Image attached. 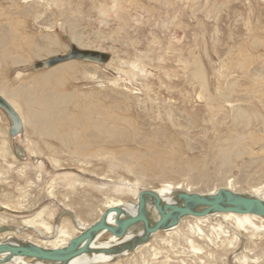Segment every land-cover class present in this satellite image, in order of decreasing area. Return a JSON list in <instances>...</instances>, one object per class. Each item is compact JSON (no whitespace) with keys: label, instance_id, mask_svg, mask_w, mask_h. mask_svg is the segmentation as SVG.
<instances>
[{"label":"rangeland","instance_id":"obj_1","mask_svg":"<svg viewBox=\"0 0 264 264\" xmlns=\"http://www.w3.org/2000/svg\"><path fill=\"white\" fill-rule=\"evenodd\" d=\"M25 1L0 0V12L3 14L0 16V31L8 38L5 51L11 50V56L15 57L14 62L0 63L1 93L14 96L15 107L22 114L21 96L17 97V92L20 90L22 94L29 85L41 88L38 79L48 71L39 67L34 70L30 68L31 65L52 57L65 56L71 47L107 55L108 60L101 64L102 70L96 69L102 71L104 79H114L116 83L119 80L120 83L115 84L117 87L109 84L101 89L103 102L109 106L111 102L108 101L120 98V93L126 94L130 100L124 104L127 107L124 113L118 110L115 114L129 121V124L119 122L124 130L123 133L119 129L123 141L104 144L103 151H114L116 157L129 151L142 159L154 153L160 157L155 158V169H152L149 168L150 164L141 159L137 161L133 158L124 165L106 158L100 162L88 160L80 163L58 152L55 158L59 160V166L56 167L50 162L46 151L44 157H32L30 141L38 143L36 147L42 150L44 146L40 142L42 139L29 134L27 126L17 137H10V122L0 109V143L4 141L7 144L3 159L0 157V241L8 236H18L15 238L18 241H40L34 230L25 228L23 222L34 219L38 213H42L39 218L53 228L59 225L73 238L77 235V228L75 223H71L72 213H68V204L78 215L80 223L91 224L98 219V212L104 210L102 202L106 198L132 201L134 191L139 189L136 183L139 177H143L142 183L152 189L160 188L158 181L179 182L189 176L200 179L195 178L198 181L197 189L205 190L215 185L213 178L207 181L198 175L200 170L197 167L189 173V161L203 160L205 150L210 147L208 140L223 143L228 133H238L224 127L225 122L220 118L224 114L230 115V112L219 109L215 104L203 105L199 111L193 112L197 104L193 101L184 106L186 114H190L193 120L185 122L180 121L178 116L173 117L171 109L179 107L177 100H182L186 93L196 97L221 91L246 97L252 103L250 110H256L264 116V0H169L165 4L161 0H44L45 4L36 6L31 5L30 0ZM107 9L109 20L103 17V11ZM114 10L118 12L112 13ZM34 12L43 14L40 22L52 27V30L41 29L34 20ZM67 22L74 36L82 40L81 47H76L71 41L68 26L64 27ZM47 34L55 35L58 40V46L52 47L48 55L35 45L42 35ZM178 58L183 59V62H178ZM70 61L75 63L73 71L76 80L63 82L62 94H69L71 99L82 93L100 91L96 85L83 79L88 73V70L84 71L85 65L91 63ZM132 63H139L142 70L139 73L135 69L132 71ZM22 65L27 68L20 71L18 67ZM196 69H200L204 76L202 85L196 80ZM122 71L126 74H122L124 78L120 77ZM135 74L137 76L132 79L131 75ZM98 76L96 71L94 77ZM130 94L143 103L142 114L138 113L136 101H131ZM149 98L155 102H150ZM77 99L80 105L82 102L79 97ZM75 102L69 101L70 111H73ZM112 105H115L114 102ZM120 105L123 106V103ZM162 108L169 109L168 116L162 113ZM186 114L180 113L181 116ZM176 120H179L178 126ZM150 122L154 125L150 126ZM254 125L255 121L253 128ZM153 127L166 132L161 135L162 139L156 136ZM202 128L207 131L204 133ZM248 132L253 133L252 128ZM168 136L172 137L169 142ZM43 141L51 147L58 146L54 140ZM191 147L194 148L192 152L189 151ZM201 148V152L197 151ZM174 149H177L178 157L170 156V150ZM235 149L247 150L248 146L241 144ZM232 163L237 169L231 175L241 182L243 193L249 189L242 184V174L249 181L264 183V152L241 156L237 161L233 159ZM191 166L194 167L192 163ZM209 173L212 174L211 171ZM37 176H40V180H37ZM51 182H54L55 189L50 196L48 187ZM216 220L225 233L217 237L212 229H206L214 245L186 234L184 224L177 235L160 234L141 254L132 252L121 257L119 264H243L239 259L241 256L250 258L246 264H256L259 256L264 262V230L250 237L236 231L230 222L212 219L211 223L219 224ZM14 229H18V232ZM161 238H166V241L161 242ZM187 238L194 242L199 253L191 252L189 242L185 241ZM151 248L156 252L155 258L151 255Z\"/></svg>","mask_w":264,"mask_h":264},{"label":"bare ground","instance_id":"obj_2","mask_svg":"<svg viewBox=\"0 0 264 264\" xmlns=\"http://www.w3.org/2000/svg\"><path fill=\"white\" fill-rule=\"evenodd\" d=\"M168 1L169 0H161V3L165 4V3H168ZM30 2H31V5H35V6L39 5L40 3L45 4L44 0H30ZM107 11L108 9L103 11V17L105 19L109 18V14L106 13ZM117 12L118 11L114 10V12L112 13L116 14ZM34 15H35L34 20L38 22V26H40L41 29L46 28L47 30H52V27H46L42 21L40 22L43 14L41 15L37 12H34ZM0 16L1 17L3 16L1 12H0ZM180 25L181 23L179 22V27L181 28ZM66 26H68L69 35L70 36L72 35L71 41L76 45V47L77 46L81 47L82 45L80 41L82 40L75 37L74 34L71 32L70 23L67 22L64 25V27L66 28ZM7 41H8V38L6 34L0 31V63H3V64L6 63L5 61L14 62V59H15V57L11 56V53H12L11 50H9L8 52L5 51V43ZM37 41L38 43L37 42L35 43L36 47L42 50V52L46 53L47 55L49 54V51H51L52 47L58 46L57 37L52 34H47L46 36L42 35V38ZM144 57H146V55ZM83 61L87 63H91V64L85 65L86 69H84V71L88 70L87 71L88 73H85V76L83 79L92 85H96V87H98L100 91L91 92L88 94H85V93L79 94L78 97L80 101L82 102L80 105H78V99H77L78 97H73L70 99L69 94H62V91H61V88L63 87L62 85L63 82H68L69 80H76L75 79L76 73L73 71V68L75 66L74 61L62 62V63H59L61 65L57 64L59 66L55 65L57 67L52 66L49 68L45 66L46 60L42 62V68L48 69V71L42 74V76L38 79V81H40V83L42 84L41 88H39L38 86L29 85V88L27 89V91L23 90L22 94L20 90L17 92L16 96L17 97L21 96L20 103H21V107L23 110L22 114L18 112L15 107V100H16L15 97L11 95L4 96L0 91V96L13 109L20 123L19 129L15 131L10 137L12 138L17 137L18 135L21 134L22 129L27 126L29 130V134H31V136L37 139H42V141L40 142L44 146V148L42 147L43 148L42 150L39 147H36V144L38 143L36 142L33 143L32 141H30V151L32 153V157L39 158V157H44L47 154V156H49L50 162L54 164V166L56 167L59 166V160L55 158V155L58 152H60L61 154L68 155L72 159H76L80 163H85V161H88V160H96L100 162V161H103V158H106L108 161L111 160V161H115L117 163L124 165L125 163H127L128 160H131L133 158H135L137 161L141 159L142 162H147V164H150L149 168L155 169V165H154L156 163L155 158L160 157L157 153H154L150 156H146L144 159H142L137 154L134 155V153L130 151L128 153H125L123 156H119V157L115 156L114 151H111V150H108L105 152L103 151L104 144H110V143L116 144L118 142L123 141V137L121 136L120 130L123 133H124V130L121 129V127L123 126L120 125L119 122H121L122 124H125V123L129 124V121L125 120V118L123 117L118 118L119 116L115 114L119 112L118 110H121L122 113L125 112V108L127 107L124 104L127 103V101H129L130 98L126 94L120 93L121 94L120 98H117V99L111 98V100L108 101V102H111L112 104L114 102L116 106L112 105L111 103L109 104L110 107L106 105L105 102H103L104 94L101 91V89H103L104 87H106V85H109V84L115 85L119 82V80H117V83H116L115 81H113L114 79L106 80L104 79V77H102L103 74H102V71L100 70H102L101 68L103 67V65L101 64H104V63H100L96 61L94 62L85 61V60ZM178 62H183V59L178 58ZM18 68L19 70L26 69L27 66L25 67L22 65V66H19ZM30 68L37 70L36 68H34V65H31ZM96 68L98 69L100 68V70H97ZM132 68H133L132 71L135 69L138 71L137 73H139L142 70L139 63L138 65L136 63H132ZM96 71L98 72L99 76L95 78L94 76H96ZM194 72L196 74V80H198V84L202 85L203 84L202 80L204 76L200 73L201 72L200 69H196ZM122 74L126 75L122 71L121 76H120L121 78L123 77ZM136 76H137L136 74L131 75V78L134 79V77ZM49 88H53L56 91H50ZM130 96L132 97L131 101L133 102L136 101L135 103H136V108L138 110V113L142 114L143 113V109H142L143 103L137 100V97H133L131 94ZM149 100L150 102H155V100H152L150 98ZM69 101L70 102L76 101L75 103L77 106L75 105V107L73 108V111L72 110L70 111V108L68 107ZM193 101L195 104L197 103L194 106L193 112L199 111L203 105L209 106L212 104H215L214 106H219V109H222V110L226 109L228 112H230V115L227 116V114H224L223 117L220 118V120L222 122H225L224 124L226 125L224 126L225 128H229V130L238 133V134L228 133L227 138L224 140L223 143H219L218 141L213 143L210 140H208L207 143L210 147L208 150H205V153H204L205 157L203 158V160L200 159L198 160V162H195L194 160H192V162L189 161L190 163V165L188 166L189 173L195 170V167H197L200 170V172H198V175L202 176L207 181L208 180L212 181L214 179L215 185L205 190H200V188L197 189L198 181H195V178L196 180L198 179L197 176L196 177L189 176V178L183 177L179 182H173V181H168V180L158 181V183L160 184V188L152 189L148 187L147 184L142 183L141 179L143 177H139L136 181V183L139 184L138 185L139 189L134 191L133 193L134 198H132V201L128 202V201H123L118 198H106L102 202L104 210H106L107 208L120 207V208H123L126 212L133 214L135 211L137 194L141 190L152 191L155 194H157L162 200L169 202V203L173 202V199L176 193L178 192L207 195V194L215 193L219 188H224L226 190H230L235 193L247 194V195L259 198L260 200L264 202V183L263 182L258 181V180L257 182L254 180L249 181L247 180V177L245 176V174H242V176H240L242 179V184H245V186L248 187L249 189L248 192L243 193L242 192L243 190H241V182L234 179L233 176L231 175V173L237 169V166L232 163L233 159L237 161L238 158L241 156L252 155L253 153H256V152H260V153L264 152V141H263L264 139V116L263 114L253 109L250 110V106L252 105V103L247 101L246 97L226 94L221 91H218L217 94H213V93H210L208 95L199 94L196 97H193L191 94L186 93V95L183 96L182 100H177L179 107H174V109H171L173 113V117L178 116L180 117L179 119L180 121L185 120V122L188 121L189 119L193 120L190 114H186L187 111L184 107L185 104H192ZM121 103H123V106L120 105ZM218 104H220L221 106ZM157 105L159 104L157 103ZM170 108H173V106H170ZM162 109H163L162 113L168 116L169 109H166V110L165 108H162ZM69 112H71V115H68ZM180 113H182L183 115L185 113L186 115L181 116ZM179 120L178 121L176 120L177 126L179 125L178 124ZM253 121H255L254 128H253ZM148 124L150 126L154 125L152 124V122ZM251 128L253 130V133L248 132V130H251ZM152 130L155 132L156 136L157 135L159 136L158 138H160L161 135H163V133H166L159 127H153ZM202 131L205 133L207 130L202 128ZM44 139L54 140L58 144V146L51 147L50 144L48 145L47 143L43 141ZM169 140H172V137L168 136L167 141L169 142ZM241 144H246L248 146V149L247 150L243 149L242 151L239 149H235L237 146ZM177 149L170 150V156L178 157L179 153L177 152ZM193 150L194 148L192 147L189 149L190 152H192ZM202 150L203 148L197 151L201 152ZM6 151H7V144L6 142L3 141L2 144L0 143V157H2V154H4ZM45 151H46V154L44 155ZM19 154L21 155V153ZM163 154L166 155V153H163ZM146 158H152V159H146ZM191 163L194 165V167L191 166ZM126 169L128 171L130 170L127 166H126ZM209 171H211L212 174H210ZM39 177L40 176H37V180H40L38 179ZM140 180H141L140 182L141 184L139 183ZM54 185H55L54 182H51L48 187V194L50 196L53 195L51 193L55 189ZM124 186L126 185L124 184ZM70 206L71 205L68 204L66 207H68L70 210L68 213H72L70 214L72 217L71 223H75L76 228H77L76 230L77 235L82 230H85L87 227L95 223L104 211L102 210L98 212V219L94 221L93 223L83 224V223H80L78 219V215H75V213L71 210ZM41 214L42 213H38V215L36 217H33L34 219L30 221H26V222L23 221L25 228L33 229L34 232L41 238L40 241H36V240H31V241L24 240V241L33 243L37 246H40L45 249H50V250L65 247L68 244V242L72 239L68 231L64 228H61L59 225H56V226L54 225V228H53L49 223L45 222L44 219L39 218V215ZM110 218L112 217L109 216L108 221H111ZM212 219H218L219 221L221 220L222 222H226V223L230 222L229 224H231L232 227L236 231H239V233L243 232L247 235H250V237L256 236L255 235L256 233L264 230V219L261 217L254 216V215H238V214H232V213H221V214H211V215H207L204 217L188 216V217L182 218L176 226L168 230L156 232L153 235H151L150 239L146 243L140 246H137L133 250V253H137V252L142 253V250L148 247L150 243L153 242V240L160 234L167 235V236H171L173 234L177 235L180 232V229L183 228L182 225L184 224L186 225V227L184 226L185 229L187 228L186 234L190 235L191 237L194 236L198 238V240L206 241L212 244V239L207 234L209 232L206 229H212L216 233V235L215 233L213 235L217 237L225 233L224 230L222 229V225L217 220L216 221L219 224L213 225L211 223ZM16 237L8 236L4 240H1L0 244L9 242V240H17L15 239ZM131 237L132 235L128 234L125 237L117 239L105 232L104 233L101 232L97 235V237H95L94 241L91 244V247H90L91 253L83 254L79 257L73 258L67 264H104V263L119 264L121 257H124L132 252L122 253L118 255H105L102 252H100V250L103 248H107L111 245L112 246L118 245L119 243L123 242V240H127ZM166 238H161L160 241L165 242ZM103 239L105 240L103 241ZM185 241H187V243L189 242V246H190L192 253L195 254V253L200 252V250L197 248V246L194 244V242L191 239L187 238L185 239ZM232 242H229V243L231 244ZM247 249L248 248H246V250ZM243 252H246V251H243ZM253 254H250V255H253ZM151 255L155 258L156 252L154 251V249ZM7 256L8 254H5V253L0 254V261H2L0 264H46L42 261H39L33 258L11 257L10 259H7ZM133 256H136V255H133ZM139 258H140L139 260L141 261V257ZM143 258L144 257H142V259ZM239 259H241V262L243 264L250 262L249 260L250 258L247 256H241L239 257ZM260 259L261 257L259 256V261L257 259V262L255 261L253 262H255L256 264H264V262H262V260ZM134 260H132L133 263H134ZM164 261H166V259Z\"/></svg>","mask_w":264,"mask_h":264},{"label":"water","instance_id":"obj_3","mask_svg":"<svg viewBox=\"0 0 264 264\" xmlns=\"http://www.w3.org/2000/svg\"><path fill=\"white\" fill-rule=\"evenodd\" d=\"M70 60L105 63L108 56L71 47L65 56L47 59L45 66L49 68ZM38 67L42 68V63L34 64V68ZM0 109L10 122L11 136L20 127L19 119L1 96ZM221 213L254 215L264 219V202L247 194L219 188L215 193L207 195L178 192L173 202L169 203L152 191L141 190L137 194L133 214L120 207L107 208L95 223L73 237L63 248L50 250L25 241L9 240L0 244V254H8L7 259L23 257L33 258L46 264H67L73 258L91 253V244L101 232L117 239L128 234L132 237L118 245L103 248L100 252L105 255L130 253L137 246L146 243L151 235L176 226L184 217H204ZM109 216L112 217L111 221H108Z\"/></svg>","mask_w":264,"mask_h":264}]
</instances>
